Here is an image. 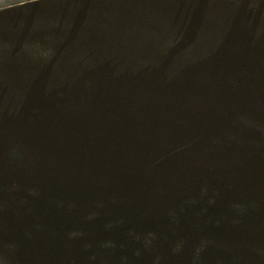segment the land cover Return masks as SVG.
Listing matches in <instances>:
<instances>
[{
    "label": "trees",
    "instance_id": "trees-1",
    "mask_svg": "<svg viewBox=\"0 0 264 264\" xmlns=\"http://www.w3.org/2000/svg\"><path fill=\"white\" fill-rule=\"evenodd\" d=\"M146 18L0 56V264H264V26Z\"/></svg>",
    "mask_w": 264,
    "mask_h": 264
},
{
    "label": "rangeland",
    "instance_id": "rangeland-1",
    "mask_svg": "<svg viewBox=\"0 0 264 264\" xmlns=\"http://www.w3.org/2000/svg\"><path fill=\"white\" fill-rule=\"evenodd\" d=\"M33 2L24 6L10 5L3 8L4 10L0 9L1 58L6 54L5 52L8 53L20 47L23 52L38 50L41 51V55L36 56L47 57L45 55L48 52L43 54L41 49L45 46L41 47V43L47 44L49 49L44 48L46 51H53L60 46H65V43L75 45L93 43L98 41L97 37H116L136 41L152 38L143 33V31H150V29L146 30L149 25L146 23L147 16L150 17V24L164 22L172 28L194 24L202 30L203 27H224L232 23H239V26L244 28L259 29L264 26V0H55L47 3H40L41 0H38L37 3L40 4L31 6ZM81 5L90 6L88 7L90 10H95L86 13L89 18L88 27L78 33L75 32L72 36L69 30L75 22L72 21L71 15L68 14V18H65L61 12L71 10L75 13ZM242 10L260 13L247 14ZM11 28H19L21 32L11 35L8 32V29L12 30ZM201 30L198 32L203 35L204 32ZM170 31L171 29H168L167 32ZM202 35L196 38L197 42L204 43V40L208 39ZM211 39L213 41L216 39L215 43L219 42L217 36L209 37L208 40ZM2 50L5 51L2 53ZM67 51L66 48L58 57L69 56ZM24 55L28 56L27 53ZM114 55L106 53L107 58H113ZM74 57L77 58V55ZM200 59L196 54L186 52L183 57L174 61L176 66L169 65L166 73L171 75L176 67H185L191 61ZM148 61L144 60L142 64H148ZM87 62L91 63L90 58Z\"/></svg>",
    "mask_w": 264,
    "mask_h": 264
},
{
    "label": "crops",
    "instance_id": "crops-1",
    "mask_svg": "<svg viewBox=\"0 0 264 264\" xmlns=\"http://www.w3.org/2000/svg\"><path fill=\"white\" fill-rule=\"evenodd\" d=\"M33 1H38V0H1L0 9L7 8L10 5H23Z\"/></svg>",
    "mask_w": 264,
    "mask_h": 264
}]
</instances>
